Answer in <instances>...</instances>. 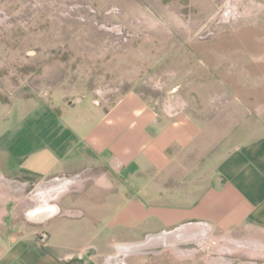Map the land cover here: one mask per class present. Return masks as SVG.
<instances>
[{"label": "crops", "instance_id": "1", "mask_svg": "<svg viewBox=\"0 0 264 264\" xmlns=\"http://www.w3.org/2000/svg\"><path fill=\"white\" fill-rule=\"evenodd\" d=\"M84 98L0 104V264H144L146 248H187L193 224L264 230V123L248 108H201L170 121L164 141L159 125L146 140L143 119L134 152L103 149L108 137L80 115ZM162 220L175 223L173 239Z\"/></svg>", "mask_w": 264, "mask_h": 264}, {"label": "rangeland", "instance_id": "2", "mask_svg": "<svg viewBox=\"0 0 264 264\" xmlns=\"http://www.w3.org/2000/svg\"><path fill=\"white\" fill-rule=\"evenodd\" d=\"M31 97H85L80 115L108 137L104 150L135 152L148 118L164 141L170 121L218 103L242 104L260 127L251 111L264 112V0H0L3 112ZM90 101L100 110H85ZM174 225L158 230L173 239ZM190 234L187 248H146L144 264H264V230L193 224Z\"/></svg>", "mask_w": 264, "mask_h": 264}, {"label": "built area", "instance_id": "3", "mask_svg": "<svg viewBox=\"0 0 264 264\" xmlns=\"http://www.w3.org/2000/svg\"><path fill=\"white\" fill-rule=\"evenodd\" d=\"M48 239V233L47 232H42L39 235V241L41 244H44Z\"/></svg>", "mask_w": 264, "mask_h": 264}, {"label": "bare ground", "instance_id": "4", "mask_svg": "<svg viewBox=\"0 0 264 264\" xmlns=\"http://www.w3.org/2000/svg\"><path fill=\"white\" fill-rule=\"evenodd\" d=\"M182 255H185V253H181ZM218 264V263H217Z\"/></svg>", "mask_w": 264, "mask_h": 264}, {"label": "trees", "instance_id": "5", "mask_svg": "<svg viewBox=\"0 0 264 264\" xmlns=\"http://www.w3.org/2000/svg\"><path fill=\"white\" fill-rule=\"evenodd\" d=\"M45 251H47L46 249H44Z\"/></svg>", "mask_w": 264, "mask_h": 264}]
</instances>
